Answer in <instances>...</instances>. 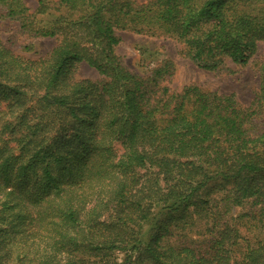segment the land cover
I'll return each instance as SVG.
<instances>
[{
  "label": "trees",
  "instance_id": "obj_1",
  "mask_svg": "<svg viewBox=\"0 0 264 264\" xmlns=\"http://www.w3.org/2000/svg\"><path fill=\"white\" fill-rule=\"evenodd\" d=\"M53 5L39 0L35 12L54 16L36 36L60 38L46 57H18L0 39V98L35 102L17 148L0 140V264H264V241L235 259L241 236L226 220L250 204L239 217L264 228V61L244 108L195 86L172 92L163 85L172 64L143 78L115 52L124 31L174 39L206 71L245 66L264 41V0ZM0 9L25 23L23 0H0ZM82 64L103 79L72 82ZM214 180L230 187L205 197ZM197 215L208 223L200 242L178 233Z\"/></svg>",
  "mask_w": 264,
  "mask_h": 264
},
{
  "label": "rangeland",
  "instance_id": "obj_2",
  "mask_svg": "<svg viewBox=\"0 0 264 264\" xmlns=\"http://www.w3.org/2000/svg\"><path fill=\"white\" fill-rule=\"evenodd\" d=\"M51 6L58 0H48ZM137 4L146 3L148 0H134ZM39 0H23V4L28 8L26 20L20 22L8 18L0 9V39L4 46L14 55L28 59L38 60L46 57L60 42L59 39L42 38L35 34L38 28L45 27L54 21L51 14L36 15ZM60 16L66 15L61 10L57 13ZM120 38V44L116 47V54L123 65L131 73L147 78L152 76L153 72L164 63L172 64L174 75L163 85L170 91L180 92L185 87L195 86L203 92H214L221 95H233L236 101L244 108L251 106L255 94L259 89L260 67L264 61V41H259L257 52L245 66H239L231 63L229 60L223 69L219 71H206L196 66L183 53V47L174 39L163 36L150 37L137 35L131 32L117 31ZM103 78L98 72L87 64L75 66L71 74L72 82L91 81L99 82ZM13 85L21 88L25 94L39 95L40 92L34 86H21V83L10 78ZM14 87V86H12ZM26 103V104H25ZM11 101L0 98V140L4 144L7 142L9 148L16 149L18 140L25 132L23 129V114L28 110L27 116L32 117L35 110V102L30 99L28 102L12 105ZM8 127L5 131L2 128ZM4 141V142H3ZM118 156L123 154L121 144L116 145ZM140 175H146L147 171H139ZM166 183L161 182V187L165 188ZM230 185L222 183L220 180L210 182L206 190L209 196H222L224 190ZM5 210L0 201V215ZM250 211V204L234 208L227 217V222L238 230L241 239L235 246V259L239 260L241 254L245 251L247 244L255 245L257 242L264 241V228L256 226L247 218H240V214ZM81 219H84L82 215ZM208 226L207 219L202 215L194 218V224L189 225L185 230L178 231L191 241L200 242L205 239V230ZM4 227V226H3ZM2 227L0 226V230ZM12 231L10 228L9 232ZM175 239L171 240L174 241ZM121 258L123 255H120Z\"/></svg>",
  "mask_w": 264,
  "mask_h": 264
}]
</instances>
